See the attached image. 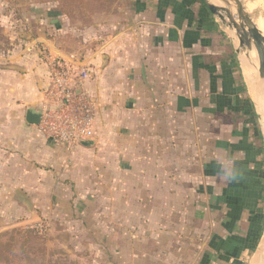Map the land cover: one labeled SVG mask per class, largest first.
<instances>
[{"label":"crops","instance_id":"crops-1","mask_svg":"<svg viewBox=\"0 0 264 264\" xmlns=\"http://www.w3.org/2000/svg\"><path fill=\"white\" fill-rule=\"evenodd\" d=\"M92 18L46 9L0 55V208L50 237L62 225L92 264H246L264 239V129L229 27L205 0H122ZM53 59L89 69L92 145L26 119L59 103Z\"/></svg>","mask_w":264,"mask_h":264},{"label":"rangeland","instance_id":"rangeland-1","mask_svg":"<svg viewBox=\"0 0 264 264\" xmlns=\"http://www.w3.org/2000/svg\"><path fill=\"white\" fill-rule=\"evenodd\" d=\"M242 1L255 23L259 22L260 19H264V0ZM59 2L64 6L67 16L74 21L73 24L86 25L94 20L92 15L109 11L115 5L122 3V0H114L113 3L107 7L103 6L105 0H0V55L7 54L8 57V54L14 52L17 48L16 45H24V42L27 40V34L29 33L28 28L25 27H27L30 16L35 17L37 15L40 17L46 9H52L56 5L61 7ZM4 17L5 19L2 20ZM3 21L9 23V26H3ZM228 21V19H224L227 27ZM23 23L26 24L24 25ZM19 24H23V26L17 29L16 27ZM34 25H36V22ZM229 31L235 43L239 46L240 41L236 30L229 29ZM246 49L247 47L244 46L241 51L246 55H251L250 59L253 61V68L256 70L258 79L261 78L259 81L263 84L264 82L259 71L258 58L255 59L253 56L254 53L251 51L246 53ZM255 53L257 54L256 50ZM244 54L242 59H249V57ZM260 93V96L264 99V93ZM253 98H255V95ZM255 103L257 105L256 98ZM0 113V115L3 116L8 114L4 112ZM3 116H0V119H2ZM1 189L0 186V194L3 195ZM2 202L3 200L0 198V205ZM21 217L22 211L20 212L18 208H0V264L93 263V258L91 256L87 254H78V252L82 253L84 251L83 246H81L80 250L76 253L67 252L69 241L63 240L60 236V233H64V231L62 232V229H60L62 225H52L53 235L50 237L49 225L20 223L22 221ZM261 240L262 236L258 245L261 244ZM258 247L259 246H257V250L253 257L248 255V262L246 264H252L253 258L259 257L257 254Z\"/></svg>","mask_w":264,"mask_h":264},{"label":"built area","instance_id":"built-area-1","mask_svg":"<svg viewBox=\"0 0 264 264\" xmlns=\"http://www.w3.org/2000/svg\"><path fill=\"white\" fill-rule=\"evenodd\" d=\"M50 76V92L59 103L42 113L41 129L50 140L75 150L94 133L95 100L87 91L77 90L89 76V69L53 59Z\"/></svg>","mask_w":264,"mask_h":264},{"label":"water","instance_id":"water-1","mask_svg":"<svg viewBox=\"0 0 264 264\" xmlns=\"http://www.w3.org/2000/svg\"><path fill=\"white\" fill-rule=\"evenodd\" d=\"M210 10L218 14L223 20L228 19L230 30L235 29L239 37V50L244 46L245 52H257L259 58V71L264 78V34L258 28L242 0H205ZM26 119L31 124H40L42 113L32 108L27 110ZM264 135V134H263ZM92 140H83L82 144L92 145Z\"/></svg>","mask_w":264,"mask_h":264},{"label":"bare ground","instance_id":"bare-ground-1","mask_svg":"<svg viewBox=\"0 0 264 264\" xmlns=\"http://www.w3.org/2000/svg\"><path fill=\"white\" fill-rule=\"evenodd\" d=\"M246 5H248V4H246ZM256 24H257L258 28L260 29V31H262V33L264 34V19H260L259 22H257ZM253 53H254V55H253L254 58L257 59L258 58V54H256L255 52H253ZM246 56H248L249 59L245 58L244 62H243L244 69H245V72H244L245 73V78H246V80L248 82L247 84L251 88L250 91L252 90L254 95L256 94L255 98L257 99L258 111H259V115L261 117V123H262V126H263V120H264V99L260 96L261 95L260 92L264 93V83L262 84V82L259 81V79H261V78L258 79V77H257L256 70H255V68H253V64H252L253 61L250 60V56L251 55H246ZM258 62H259V58H258ZM262 79H263V82H264V78L263 77H262ZM255 98H254V100H255ZM257 254L259 255V257L258 258L254 257L252 264H264V239L262 241L261 246L259 247V250H258Z\"/></svg>","mask_w":264,"mask_h":264},{"label":"trees","instance_id":"trees-1","mask_svg":"<svg viewBox=\"0 0 264 264\" xmlns=\"http://www.w3.org/2000/svg\"><path fill=\"white\" fill-rule=\"evenodd\" d=\"M46 1H50V0H46ZM113 1L114 0H105V3L103 4V6L107 7L108 5H111L113 3ZM61 9H62V11L66 12L65 9H64V6L62 4H61Z\"/></svg>","mask_w":264,"mask_h":264}]
</instances>
